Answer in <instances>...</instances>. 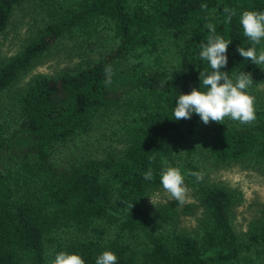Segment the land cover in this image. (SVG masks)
Listing matches in <instances>:
<instances>
[{
    "label": "trees",
    "instance_id": "obj_1",
    "mask_svg": "<svg viewBox=\"0 0 264 264\" xmlns=\"http://www.w3.org/2000/svg\"><path fill=\"white\" fill-rule=\"evenodd\" d=\"M24 1L0 0V35ZM32 1L42 24L0 61V95L13 89L6 98L13 120L0 117V264H49L60 251L80 255L85 264H95L104 251L113 252L117 264L264 260V207L237 233L231 215L240 192L207 180L199 162L264 165V95L254 97L251 124L225 118L205 125L195 113L179 121L173 115L178 96L199 90L200 72L211 71L199 57L206 24L231 40L221 71L234 78L260 69L263 64L243 59L236 48L252 46L240 14L264 11V0ZM226 9L236 12L231 22ZM62 38L98 57L55 75L34 74L13 88ZM256 48L259 53L264 41ZM107 120L118 125L119 146L105 147L100 156L55 159ZM164 160L180 168L194 190L202 210L194 232L173 228L175 202L152 210L143 205L162 187ZM149 169L153 179L145 180ZM189 172L204 179L197 182Z\"/></svg>",
    "mask_w": 264,
    "mask_h": 264
},
{
    "label": "rangeland",
    "instance_id": "obj_2",
    "mask_svg": "<svg viewBox=\"0 0 264 264\" xmlns=\"http://www.w3.org/2000/svg\"><path fill=\"white\" fill-rule=\"evenodd\" d=\"M43 20L44 15L38 9L35 1L26 0L15 7L4 32L0 35V61L17 52L25 41L35 33ZM98 54V52L85 53L75 39L62 38L13 88L23 86L28 78L34 74L55 75L61 69L73 68L87 60L95 59ZM251 77L253 85L247 90L248 93L253 97L264 95V64L256 73L251 74ZM10 91L13 89L0 95V117L4 121L12 122L13 118H10L12 111L6 99L10 95ZM117 126L116 122L111 120L102 122L100 126L94 127L89 133L78 136L72 143L58 151L55 159L64 163L72 158L100 156V152L105 147L119 146L120 133L117 132ZM199 162L207 180L235 188L240 192L242 201L233 208L231 218L235 231L237 233L243 232L247 224L264 207V165H253L249 162L215 165L204 157H201ZM188 189L189 192L183 204L174 200L170 201L167 193L160 187L144 197L143 205L148 210H152L157 205L175 202L179 215L173 228L184 233L194 232L202 210L196 204L194 190ZM255 264H264V260H258Z\"/></svg>",
    "mask_w": 264,
    "mask_h": 264
},
{
    "label": "clouds",
    "instance_id": "obj_3",
    "mask_svg": "<svg viewBox=\"0 0 264 264\" xmlns=\"http://www.w3.org/2000/svg\"><path fill=\"white\" fill-rule=\"evenodd\" d=\"M225 11L227 22H231L236 15L235 10ZM239 23L244 36L252 46L247 49L237 47L236 51L243 59L251 60L255 65L264 64V48L259 53L256 48V45L264 41V11L245 10L240 14ZM205 27L209 30V35L206 37V42H201L199 45V57L208 62L211 71L200 72L199 90L193 88L190 93L178 96L173 109L174 120H187L195 113L205 125L210 121L222 124L225 118L239 121L241 124H251L256 119L255 98L247 91L253 85L251 73L238 72L232 78L229 73L221 71L228 63L226 53L231 40H225L222 35L217 34L214 25L206 24ZM104 71L107 77L105 83H110L111 67H105ZM201 87L204 90H200ZM162 163L164 167L159 173L162 189L167 193L170 201L183 204L189 192L184 175L179 168L169 166L167 160ZM188 174L194 176L197 182L204 179L203 173L200 172ZM143 178L152 180V170L145 172ZM49 264H85V262L78 254L60 251L54 255ZM95 264H117V257L111 251H104L97 256Z\"/></svg>",
    "mask_w": 264,
    "mask_h": 264
}]
</instances>
